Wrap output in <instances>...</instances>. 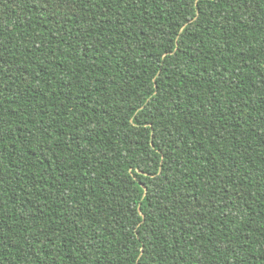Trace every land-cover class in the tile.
Listing matches in <instances>:
<instances>
[{
  "label": "trees",
  "instance_id": "trees-1",
  "mask_svg": "<svg viewBox=\"0 0 264 264\" xmlns=\"http://www.w3.org/2000/svg\"><path fill=\"white\" fill-rule=\"evenodd\" d=\"M0 264H264V0H0Z\"/></svg>",
  "mask_w": 264,
  "mask_h": 264
}]
</instances>
